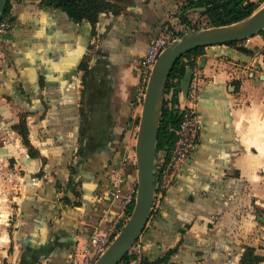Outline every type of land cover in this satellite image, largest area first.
<instances>
[{
  "label": "crops",
  "instance_id": "crops-1",
  "mask_svg": "<svg viewBox=\"0 0 264 264\" xmlns=\"http://www.w3.org/2000/svg\"><path fill=\"white\" fill-rule=\"evenodd\" d=\"M105 1L113 9L93 24L16 0L0 32V264H70L138 184L139 65L166 27L188 32L185 0ZM243 46L253 54L217 44L197 59L202 134L137 243L151 264L175 247L167 264L263 254L264 34ZM23 117L37 157L16 128Z\"/></svg>",
  "mask_w": 264,
  "mask_h": 264
},
{
  "label": "water",
  "instance_id": "water-1",
  "mask_svg": "<svg viewBox=\"0 0 264 264\" xmlns=\"http://www.w3.org/2000/svg\"><path fill=\"white\" fill-rule=\"evenodd\" d=\"M9 0H0V20ZM194 8L189 12L203 11ZM264 31V6L247 18L235 23L210 26L181 35L159 56L146 87L138 124L135 156L138 170V193L133 212L121 232L95 264H119L138 243L152 217L155 201V164L162 111L170 74L176 63L186 54L202 47L241 42ZM194 69L188 68L181 81L186 97ZM167 155V152L164 151Z\"/></svg>",
  "mask_w": 264,
  "mask_h": 264
},
{
  "label": "built area",
  "instance_id": "built-area-1",
  "mask_svg": "<svg viewBox=\"0 0 264 264\" xmlns=\"http://www.w3.org/2000/svg\"><path fill=\"white\" fill-rule=\"evenodd\" d=\"M8 19L0 20V32L10 28ZM187 30V29H186ZM183 33L173 28L166 27L159 37L150 45L147 55L141 61L139 68L142 76V84L138 94V102L143 105L146 87L149 81L152 69L154 68L162 52L178 39ZM177 82V81H175ZM202 79L200 73L194 71L193 79L186 97H183L182 86L177 87L180 98L179 104H173V95L175 88L170 87L165 94V105L171 108H177L180 111V122L174 130L175 141L170 152L167 155L164 152L158 153L155 164V201L153 212H156L165 196V192L173 185L182 165L191 157L198 147L202 134V119L198 113V102L201 94ZM128 162V159H125ZM111 194L114 198H119L122 193V186L125 184V178L121 172L112 176ZM138 193V184L134 185L126 195H124L120 212L112 224L102 234H94L86 243L85 247L77 253L70 264H95L96 261L107 251L111 243L121 232L124 225L129 220L132 206H135ZM134 258L123 260L119 264H139L142 255L138 244L131 252Z\"/></svg>",
  "mask_w": 264,
  "mask_h": 264
},
{
  "label": "trees",
  "instance_id": "trees-1",
  "mask_svg": "<svg viewBox=\"0 0 264 264\" xmlns=\"http://www.w3.org/2000/svg\"><path fill=\"white\" fill-rule=\"evenodd\" d=\"M15 1L16 0L8 1L2 20L8 19L10 23L13 21L12 10L13 3ZM263 4L264 0H185L181 7L180 20L181 23L186 26L188 32H190L205 27L221 26L238 22L253 14ZM42 5L64 10L76 22L88 20L93 24L97 22L98 16L101 12L113 9L112 5L105 0H42ZM194 8H204V10L189 12V10ZM261 34H264V31ZM226 44L234 46L246 54H253V52L243 46V41L230 42ZM205 48L206 47L198 48L186 54L174 66L166 87V93L170 87H174L176 90L172 99L174 105L179 104L180 101V95L179 91H177V87L181 85V81L188 68L194 69L196 67L197 59L204 54ZM180 119V111L175 107L170 109L164 103L158 137V153L164 151L170 152L176 138L174 130L178 127ZM16 128L22 136L24 144L28 147L30 155L37 157L39 153L30 143L27 122L24 117L21 119ZM133 209L134 207L132 206V212ZM155 213L156 212H153L152 215ZM177 251L178 247L169 250L161 259L152 264H167ZM131 258H134V255L132 253H128L124 260H130ZM262 263H264V254L259 253L255 247H245L240 264ZM6 264H8L7 261ZM141 264L151 263L142 258Z\"/></svg>",
  "mask_w": 264,
  "mask_h": 264
},
{
  "label": "rangeland",
  "instance_id": "rangeland-1",
  "mask_svg": "<svg viewBox=\"0 0 264 264\" xmlns=\"http://www.w3.org/2000/svg\"><path fill=\"white\" fill-rule=\"evenodd\" d=\"M262 6H264V4ZM257 214L260 215V212H258ZM255 239L257 243L264 249V233L257 232ZM262 253L264 254V251H262Z\"/></svg>",
  "mask_w": 264,
  "mask_h": 264
}]
</instances>
